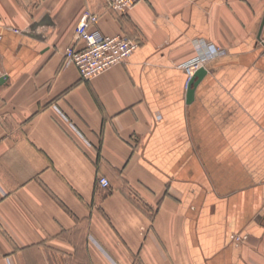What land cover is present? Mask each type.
<instances>
[{"label": "crops", "instance_id": "obj_1", "mask_svg": "<svg viewBox=\"0 0 264 264\" xmlns=\"http://www.w3.org/2000/svg\"><path fill=\"white\" fill-rule=\"evenodd\" d=\"M86 12L140 44L90 80ZM0 72V264H264V0H0Z\"/></svg>", "mask_w": 264, "mask_h": 264}, {"label": "built area", "instance_id": "obj_2", "mask_svg": "<svg viewBox=\"0 0 264 264\" xmlns=\"http://www.w3.org/2000/svg\"><path fill=\"white\" fill-rule=\"evenodd\" d=\"M105 1L113 11L127 14L137 3L143 0ZM97 20V15L91 12L84 13L76 26L77 39L84 42V47L77 49L74 46H70L65 50L67 63L74 64L77 67L83 80H90L106 70L124 63L140 45L137 40L131 39L126 35L109 36L99 30H91L90 24L96 23ZM221 54H223L221 47L214 46L206 41L200 42L198 45V56L192 63L185 66L188 75L186 88L189 87L195 72L204 67L206 61ZM6 76L7 74L0 72V78ZM98 185L107 189L110 186V182L106 177L99 176ZM235 239L237 242L243 241L242 236H236Z\"/></svg>", "mask_w": 264, "mask_h": 264}, {"label": "water", "instance_id": "obj_3", "mask_svg": "<svg viewBox=\"0 0 264 264\" xmlns=\"http://www.w3.org/2000/svg\"><path fill=\"white\" fill-rule=\"evenodd\" d=\"M205 73H206L205 67H202L195 72L193 78L190 81L189 87H188V99L189 100L193 98L198 79H200L201 76H203ZM6 80H7V76L4 78H0V85H2Z\"/></svg>", "mask_w": 264, "mask_h": 264}]
</instances>
